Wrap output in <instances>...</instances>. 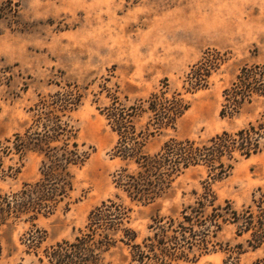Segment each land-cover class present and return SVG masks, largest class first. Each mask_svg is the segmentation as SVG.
<instances>
[{"label":"rangeland","instance_id":"1","mask_svg":"<svg viewBox=\"0 0 264 264\" xmlns=\"http://www.w3.org/2000/svg\"><path fill=\"white\" fill-rule=\"evenodd\" d=\"M201 62L211 65L206 84L191 89L190 72ZM263 62L264 0H0V194L40 176L42 155L16 152L14 134L30 127L40 102L57 91L70 90V99L78 100L63 119L89 152L71 167L72 189L52 213L0 226V264H49L50 246L72 241L85 230L89 211L107 199L129 207L127 225L136 242L150 233L153 219L176 217L192 204L206 181L216 202L228 200L239 211L251 204L257 189L264 190V149L248 157L235 154L220 173L190 166L154 201L130 200L114 186L113 174L125 161L112 154L117 136L106 107L114 98L131 105L166 84L187 108L173 128L150 137L145 150L158 151L169 137L205 142L257 123L264 97H252L232 115L221 109L224 90L241 67ZM147 119V113L135 116L136 128ZM245 237H235L234 226L226 225L215 240L224 246ZM244 248L237 264L264 255V243ZM128 251L117 242L103 253L111 264H128ZM226 256L217 249L178 264H225Z\"/></svg>","mask_w":264,"mask_h":264},{"label":"trees","instance_id":"2","mask_svg":"<svg viewBox=\"0 0 264 264\" xmlns=\"http://www.w3.org/2000/svg\"><path fill=\"white\" fill-rule=\"evenodd\" d=\"M210 68V63L201 62L191 70V89L205 86ZM71 94L70 90L57 91L50 100H42L32 125L22 134H14L16 152L31 150L42 155L40 176L24 183L18 191L0 194V226L20 216L32 221L38 215L50 214L71 191V167L81 165L89 155L75 140L73 126L63 119L78 104V100L70 99ZM223 94L221 113L228 115L238 112L252 97H264V62L242 66ZM186 108L179 92H169L166 84L131 105L114 98L106 107L108 124L117 136L112 154L125 161L113 174L114 186L130 200L142 204L154 201L190 166L202 164L220 173L236 160L235 154L248 157L264 149L263 110L256 124L249 123L234 132L222 131L205 142L169 137L158 151L147 152L148 139L162 129L173 128ZM142 113H147L148 119L143 128L137 129L134 118ZM202 187L193 203L184 206L178 216L153 219L150 233L139 242L135 241L136 232L127 225L129 207L112 199L101 201L89 211L85 230H80L72 241L50 246L45 253L47 262L111 264L103 252L122 242L129 248L124 256L128 264L194 262L217 249L227 252L225 264H237L239 255L246 251L244 246L254 250L264 243V190L258 188L252 203L239 211L228 200L216 202L207 181ZM226 225L234 226L235 237L246 235L243 242L223 246L215 240ZM250 264H264V255Z\"/></svg>","mask_w":264,"mask_h":264}]
</instances>
